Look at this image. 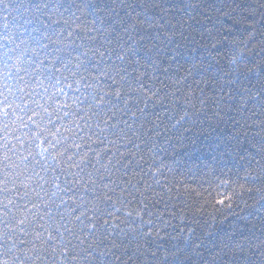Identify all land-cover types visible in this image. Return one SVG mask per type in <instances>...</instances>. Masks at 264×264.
Here are the masks:
<instances>
[{
  "label": "trees",
  "instance_id": "16d2710c",
  "mask_svg": "<svg viewBox=\"0 0 264 264\" xmlns=\"http://www.w3.org/2000/svg\"><path fill=\"white\" fill-rule=\"evenodd\" d=\"M224 12L230 14L223 15ZM133 18L138 23L132 35L141 41L133 49V66L135 62L148 64L141 71L152 74L150 65L155 59L160 68H168L167 73L155 72V79L143 78L145 85L164 99L155 103L154 97L149 102L147 119L138 111L144 107L142 100H136L140 93L127 96L131 111L124 109L121 101L120 111L114 110L115 117L109 121V125L115 123L116 127H109L107 133L102 134V138L107 137L104 144L96 143L91 145V150L84 149L89 151V157L100 152L99 163L90 160L82 173L85 179L92 173L98 185L114 181L112 186L116 191L109 195L114 200L119 197L126 203L130 201L127 211L132 215H126L119 203L116 207L121 208L120 212L111 209L114 216L96 212L93 222L98 228L97 235L111 233L101 244L86 227L88 216L93 214L88 211L93 207V186L88 185L87 193L81 184L75 188V195L62 194L66 207L57 209L52 204L50 208L55 222L72 229L65 233V244L70 251L65 264H264V201L261 200L264 196V111L259 100L247 101L244 108H239L243 90L256 94L264 80V66L259 64L264 59V51H261L264 0H3L0 3V61L5 54L24 53L28 58L32 55L31 48L45 43L49 52L60 49L61 56L67 55L62 49L65 45L76 47L80 53L88 54L80 59L90 60L93 65L100 62V67L104 68L108 60L101 58L99 52L115 47V42H120L117 41L119 36L123 35L126 41L125 30L133 24ZM55 36H60L63 43H55ZM249 36L252 38L247 46L236 45L245 54L239 66L247 64L256 67V71H233L234 66L229 63L231 41ZM148 45L155 47L149 51ZM40 55L43 57V51ZM71 60V71L63 76L76 71L75 65L79 62L76 53ZM51 61V55L35 61L27 74L13 69V82L20 87L27 82L29 91L36 87L42 95L43 87L48 88V93L54 92L46 81L43 87L37 85V79L43 80L42 69H48ZM196 65L198 67H194ZM52 67L56 76L63 77L55 71L61 64L57 62ZM94 75H98L95 68L83 73L80 91L64 88L67 96L58 95L57 100L73 104L75 97L85 99L82 92L91 91L85 84H94ZM19 77H23V81ZM74 80H67L73 88L77 87ZM3 85L0 74V90H5ZM59 87L63 88L64 83ZM222 88L229 90L232 96L217 106L214 94ZM86 106V103L79 105ZM71 110L77 111V105L73 104ZM108 116H112V112ZM91 119L94 124L97 122L96 117ZM53 120L56 121L55 116ZM105 164L107 169L101 167ZM245 176L247 184L257 189L251 194L245 193L250 207L241 204L229 211L216 203L231 194L235 187L232 181L243 183ZM225 180L228 185L222 183ZM61 183L63 185V176ZM81 195L84 201L79 200ZM96 203L101 209L105 207L101 202ZM77 204L82 207L77 208ZM73 208L77 211L69 215ZM45 211L47 209L41 205V212ZM80 211L86 212L82 217L84 225L74 219ZM59 212L65 213V219L61 220ZM136 212L140 213V218ZM30 219L36 224L44 223L35 214H30ZM105 219L110 223L100 228ZM148 220L152 223H143ZM36 224L22 226L30 233L22 239L34 240V228L43 231ZM158 229L164 239L140 238L141 232L150 230L155 234ZM0 231H4L3 224ZM81 239L83 244H80ZM34 242L40 243L39 240ZM113 243L117 247H113ZM17 245L20 249L30 247L19 241ZM108 248H112L111 251H107ZM101 250L105 254L97 255ZM71 255H77V260L73 261ZM37 264H52L51 255H45Z\"/></svg>",
  "mask_w": 264,
  "mask_h": 264
},
{
  "label": "snow or ice",
  "instance_id": "6c2138e0",
  "mask_svg": "<svg viewBox=\"0 0 264 264\" xmlns=\"http://www.w3.org/2000/svg\"><path fill=\"white\" fill-rule=\"evenodd\" d=\"M0 3H3V0H0ZM231 11H235V9H231ZM229 14L230 12L223 13V15ZM137 23L133 18V24L125 30L127 34L126 41L123 35L119 36L117 41L120 42H115V47L108 52H99L101 58L107 57L108 63H106V67L100 68L97 71L98 75H94L92 79L103 84V87L97 90L95 84L91 82L85 84L86 88L95 91L94 103H87L86 108H81L79 105L85 104L87 96L83 100L80 97L73 98V104L77 105V111L71 110L73 104L57 100L58 95L67 96L64 88L80 91L79 85L84 80L83 76H79V79L74 80V84L77 86L75 88H73V84L67 83V76H56L55 82L51 85L55 89L52 93H48V88L43 87V80L37 79V85L43 87L44 95L38 92L36 87H32L29 91L27 83L16 89H12L7 83H4L3 88L5 90H0V97H2L0 99V224L4 225V231H0V249L4 250L0 252V264H37L38 261L45 258V255H51L52 264H65L70 255L69 248L65 244V233L71 232L72 229L65 224L55 222L50 205L55 204L57 209L66 207L67 201L62 194L73 193L75 195V188L81 184L84 185V192L86 193L89 192L88 185L93 186L91 189L93 207L88 209L93 214L88 216L89 222L86 227L88 232L93 235L94 240L102 244L111 235L110 232L108 235H97L98 228L93 222V216L96 212H100L101 215L106 213L107 216H114L111 209L114 208L115 212H120L121 208L116 207V204L119 203L126 210V215H132L131 211H127L130 201L126 203L124 199L119 197L114 200L109 195V193L116 191L112 186L115 183L114 181L109 180L107 183L98 185L97 181L93 179L92 173L87 174V179L82 173L90 160L99 163L100 152H96L94 156L89 157V151L84 149L91 150L92 144H104L107 137L104 135L102 138V134L107 133L109 127L113 129L116 127L115 123L109 125V121L114 119L115 111H120L119 104L121 101H123L124 109L131 111L127 96L133 92L140 93L136 100L137 102L142 100L144 107L138 108V111L147 119L149 102L154 97H156L155 103H161V100L164 99L158 96L157 91H153L151 87L146 86L143 78L148 76L149 79H155V72L167 73L168 68H160L155 59L152 60L150 65L153 69L152 74L141 71V69L147 68L148 64L135 62V67L133 66V49L141 43L132 35ZM140 26L143 27V23H140ZM151 26L149 25V27ZM166 36L169 39L171 38L170 35L166 34ZM251 38L249 36L244 40H233L231 43L233 47L239 44L247 46ZM261 44L264 45V41H261ZM214 46L215 44H213ZM146 47L151 51L155 45ZM261 51H264V47L261 48ZM82 55L87 57L88 54L85 52ZM76 59L79 61L78 57ZM233 59L235 58L233 57ZM51 63L55 65L56 61L53 60ZM99 63L96 64L98 67ZM259 64L264 66V59ZM239 65L238 63L236 71L247 73L256 71V67L247 64H244L243 67ZM80 67L81 64L78 62L75 68ZM194 67H198V65ZM67 68H69V65L63 64L62 67H56L55 71L62 73V70ZM16 71L19 73L24 70L17 68ZM71 74L78 76L76 71H72ZM101 78H103V81H101ZM19 79L23 81L24 78L19 77ZM133 82H135V86H133ZM61 83H64L63 88L59 87ZM228 83L231 84V81L229 80ZM189 88L191 89V85H189ZM243 93L239 103L240 109L244 108L247 101L259 100L261 110L264 111V80L261 82V90L256 94L248 89H244ZM245 93H247V100H245ZM214 95L217 97L214 101L217 106H219L220 101L229 100L232 96L229 90L223 88ZM9 96L12 99H9ZM26 97L28 99H25ZM41 100L45 102L41 103ZM101 109L105 110L101 112ZM215 111L213 109L214 113ZM109 112H112V116H108ZM255 114L253 112V115ZM132 115L135 117L136 113L133 112ZM53 116L56 117L59 124L53 120ZM92 117H96L97 122L95 124L92 122ZM181 119H184V117H181ZM237 123H240V121H237ZM109 143H114V141H109ZM71 149L78 151H70ZM109 163H111L110 159ZM101 167L107 169L108 165H101ZM49 172L52 174L49 175ZM62 176L63 185L61 183ZM101 179L104 178L101 177ZM247 179L248 177L245 176L243 178L245 182L243 183L232 181L235 187H232L231 194L225 195L224 199L217 200L216 203L225 206L229 211L233 210L234 207H240L241 204L250 207L244 198L245 193L251 194L257 189L248 185ZM222 183L228 185L229 182L225 180ZM48 185L51 187H47ZM133 187L135 186L133 185ZM121 191L124 190L121 189ZM192 191L196 190L193 189ZM197 194L199 195V193ZM84 199L83 195L79 197L80 201H84ZM37 200L41 203L35 202ZM57 200H59V203H56ZM261 200L264 201V196H261ZM97 201L103 203L105 207L103 209L99 208ZM225 201H227V204H225ZM72 202L75 204L76 200ZM29 205H31L30 208ZM41 205L47 211L41 212ZM81 207V204H77V208ZM77 208H73L69 215L74 214ZM33 210H36L35 213H33ZM30 214L37 215L38 219L44 221V223L36 224L35 221L30 219ZM59 215L61 220L65 219L64 212H59ZM85 215V211H80L78 215L74 216V219L84 225L82 217ZM136 216L140 218V213L136 212ZM45 217H47V220H45ZM109 223L110 221L105 219L104 224L99 227L104 228V225ZM143 223L151 224L152 221H143ZM31 224H36V227L42 228L43 231H36L34 228L32 233L34 234V240L25 241L22 237L30 235V233L27 227L22 226ZM166 225L167 221H165ZM62 228L63 231H61ZM112 228H115V225H112ZM146 237L164 239V236L160 235V229L155 234L150 230L140 233L141 239L144 240ZM35 240H39L40 243H35ZM17 241L20 244L27 243L30 247L20 249ZM68 243L71 242L68 241ZM83 243L84 240L81 239L80 244ZM113 247H117V245L113 243ZM138 247H142V245H138ZM73 248H75V245H73ZM89 248H91V244H89ZM111 249L108 248L107 251H111ZM81 252H87V249H81ZM79 254L77 253V255ZM104 254L105 251L101 250L97 255L102 256ZM77 255H71V259L73 261L77 260ZM89 256H91V253H89Z\"/></svg>",
  "mask_w": 264,
  "mask_h": 264
},
{
  "label": "clouds",
  "instance_id": "9594fccd",
  "mask_svg": "<svg viewBox=\"0 0 264 264\" xmlns=\"http://www.w3.org/2000/svg\"><path fill=\"white\" fill-rule=\"evenodd\" d=\"M53 35L55 34L53 33ZM52 40L53 39H49V41H52ZM55 43L57 44L63 43L62 38L60 36H55ZM62 49L65 53H67V55L61 56L60 49H53L52 52H49L47 50V45L45 43H40L38 47H34L30 49V52L32 53V55L28 58H25L24 53H21L16 56H9L5 54V57L3 58V60L0 61V74H2L4 83H7V85L12 89L18 88L19 85L13 82V78L15 74L12 72V70L15 69V72L17 73L16 69L20 68V69H23L24 72L27 74L28 69L32 63H34L35 61L41 60L42 58L47 59L50 55L52 56V61L54 60L56 61V63L58 62L61 65L63 64L70 65L72 63L71 57L73 53H76V57L79 58V62L81 64V67L76 69V72L78 73L79 76H83V73H87L91 71L93 68H95L96 71L102 68L100 67V65L98 67L97 65L91 64L90 60L80 59V57L82 56V53H80L78 51V48L76 47L65 45ZM41 51H43V57H41L40 55ZM244 56L245 54L242 48H239L238 46L232 47V50L229 53V58H230L229 63L230 65L234 66L232 69L233 71L237 70L238 63L241 64ZM233 57L235 59H233ZM10 61L11 63H9ZM52 66L53 64H50L48 69L46 70L42 69L40 73V75L43 77V81L44 82L46 81L47 84L49 85H52L55 82V77H56ZM69 71H71L69 68L63 69L61 73L62 76L66 72H69ZM67 77H68V80H74L76 79L77 76H73L71 74V75H68ZM94 84L96 85L97 90L103 87V84L98 83L96 81ZM85 95L87 96V99L85 100L86 104L94 103L95 91H90L87 94H84L82 92V97ZM9 99H12V97L9 96ZM104 110L105 109H101L100 111L103 112ZM3 251H4L3 249H0V252H3Z\"/></svg>",
  "mask_w": 264,
  "mask_h": 264
}]
</instances>
